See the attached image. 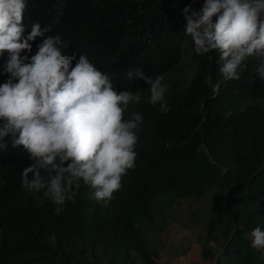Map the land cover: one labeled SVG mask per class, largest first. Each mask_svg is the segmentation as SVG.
I'll list each match as a JSON object with an SVG mask.
<instances>
[{"label": "trees", "instance_id": "obj_1", "mask_svg": "<svg viewBox=\"0 0 264 264\" xmlns=\"http://www.w3.org/2000/svg\"><path fill=\"white\" fill-rule=\"evenodd\" d=\"M26 3V25H51L46 35H61L67 44L63 54L77 60L86 54L117 90L148 89L143 80H128L129 69L162 75L170 110L161 112L150 95L129 106L125 119L132 111L143 116L136 166L107 206L80 181L74 201L57 214L43 190L21 186V172L33 163L29 154L22 147L0 150V264H132L133 254L145 264H159L142 229L154 222L156 200L198 198L213 186L222 204L210 229L218 232L222 224L224 244L216 264H264V249L253 248L250 235L256 227L264 230V79L256 71L264 57H249L235 80L225 79L212 52L197 55L184 33L183 9L199 11L204 0ZM43 38L31 42L28 55ZM5 62L0 59V84L7 79Z\"/></svg>", "mask_w": 264, "mask_h": 264}, {"label": "clouds", "instance_id": "obj_2", "mask_svg": "<svg viewBox=\"0 0 264 264\" xmlns=\"http://www.w3.org/2000/svg\"><path fill=\"white\" fill-rule=\"evenodd\" d=\"M26 8V0H0V59L6 61L2 68L7 74L0 84V150L22 147L29 154L33 163L21 172V186L28 192L43 190L57 214L66 201H74L80 181L107 206L121 189L122 178L136 166L143 116L132 111L125 119V113L146 99L147 91L150 103L168 112L163 76L129 69L128 80H143L148 89L117 90L111 76L86 54L78 60L75 54H63L67 44L61 35H46L51 25H26ZM183 14L184 33L195 53L212 52L225 79L239 80L249 57H264V0H204L199 11L189 5ZM37 37L44 38L36 53L28 55ZM256 71L264 79V64ZM250 235L251 246L264 249V230L256 227Z\"/></svg>", "mask_w": 264, "mask_h": 264}, {"label": "rangeland", "instance_id": "obj_3", "mask_svg": "<svg viewBox=\"0 0 264 264\" xmlns=\"http://www.w3.org/2000/svg\"><path fill=\"white\" fill-rule=\"evenodd\" d=\"M165 86V85H164ZM146 95H150L146 92ZM154 222L142 225L149 251L159 264H216L224 244L215 228L210 229L212 216L221 206V195L211 187L202 198L161 196L156 200ZM209 252L212 256L207 257ZM132 264H145L133 254Z\"/></svg>", "mask_w": 264, "mask_h": 264}]
</instances>
